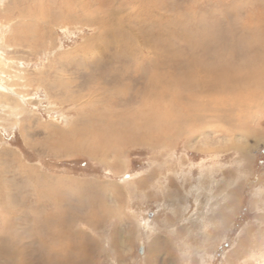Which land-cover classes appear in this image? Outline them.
I'll return each mask as SVG.
<instances>
[{"label":"rangeland","instance_id":"obj_1","mask_svg":"<svg viewBox=\"0 0 264 264\" xmlns=\"http://www.w3.org/2000/svg\"><path fill=\"white\" fill-rule=\"evenodd\" d=\"M244 18L264 0H0V264H264L256 79L164 136L69 149L109 145L98 130L144 108L156 61L237 59Z\"/></svg>","mask_w":264,"mask_h":264},{"label":"bare ground","instance_id":"obj_2","mask_svg":"<svg viewBox=\"0 0 264 264\" xmlns=\"http://www.w3.org/2000/svg\"><path fill=\"white\" fill-rule=\"evenodd\" d=\"M16 1L19 2V0H16ZM4 14H5V12H4ZM58 14L60 15V13H58ZM250 20L251 19L243 20L242 27L240 30L241 32L239 33V36L241 39V41H240L241 46H239L237 49H235L236 54H237V59H234L235 61L232 60V62L234 61L233 63L231 62V60H230V62L229 61H223V62L222 61H220V62L215 61L214 62L212 59H211L212 61L210 59L200 60L199 56H198L199 58L196 57L199 54H197V55L195 54L196 56H192V57L187 56L188 59L185 60L186 61L185 63L177 62L178 58L176 59L177 61H173L171 59L172 61L167 62L168 64L169 63L177 64L175 66V68L173 69V71L168 70L167 66L163 65L164 64L163 62L160 63V62L156 61L155 64L151 63L153 66L156 65L155 68L159 69L160 71H156L158 74L154 73L156 76H153L152 78H150L148 80V82L142 81V82H144L143 83L144 89H143L142 95H139V96L133 95V98L136 99V102H138L140 105L144 106V108L140 109V107L139 108L135 107V109L128 111L127 114H123V116L122 115L118 116V118L109 117L110 121L105 122V125L103 127H100V129L98 130L101 134L103 133L102 135L106 136L107 140H110L109 145L107 146L108 143L106 142V146L104 148H101V147H99V146H101L100 140L95 139L89 145L86 144V141H88V140H85V141H81L79 145L77 144L76 146H73V147L71 146V148H69V149H72L75 147L76 148L77 147H83V146H85L84 148H88V147H94L95 148V146H96V149L99 153L107 154L109 152L108 149L110 148L109 146H111V144L117 148V146H120L122 144H137L138 142L141 143L142 137H145V136L146 137L147 136L148 137L164 136L166 134V130H170L173 127H177L179 129L181 123H183L184 121H191L192 119L196 120L195 116H198V121H200L201 118L198 114H195V109L204 105L205 107L204 106H202V107L207 110V108H208L207 105L209 104L210 99L212 98V97L210 98V96L211 95L213 96L214 93L223 95V93L229 92L227 94L231 95V91H233V93L234 92L236 93L239 88L240 89H242V88L247 89L250 86L254 87L253 84H255V83H256L255 87L257 86L258 89H259V87L260 88L262 86L264 87V84L261 81L262 78H264L263 77L264 76V21H262V22L257 21L258 22L257 24H255V23L252 24V22H250ZM256 20H258V19H256ZM252 21H253V19H252ZM12 22H13V20H12ZM49 22H50V20H49ZM9 23H11V22H9ZM16 23H17V21H16ZM163 29H164V26H163ZM106 30H107V28H106ZM200 30H202V29L200 28ZM150 32L148 34H150ZM203 33H205V32H203ZM196 35H197V33H196ZM163 36H164V34H163ZM165 36H166V34H165ZM158 37H160V36H158ZM214 37L216 38V36H214ZM161 38L162 37H160V40H163ZM198 38H199V36H198ZM211 38H212V36H211ZM164 39H165V37H164ZM186 39H187V37H186ZM194 39H196V38H194ZM212 40H213V38H212ZM195 41H197V40H195ZM215 41L216 40H214V42ZM208 42H209V39H208ZM214 42L211 43L210 46H212V44H214ZM166 43L168 44V42H166ZM194 43L195 42H192V44H194ZM203 43L204 42H202V44ZM223 43H224V41H223ZM194 45H196L195 47L198 46V44H194ZM194 45H193V47H194ZM210 46L208 45V47H210ZM215 46H217V45H214V47ZM224 46H227V44H224ZM169 47L167 49H169ZM164 49H162V50L164 51ZM189 49H190V47H189ZM204 49H206V48L204 47ZM204 49L202 48L203 51H204ZM217 49L218 48H216V51H218ZM223 50H225V49L223 48ZM223 50H222V52H224ZM226 50H227V47H226ZM235 51H234V54H235ZM189 52H190V50H189ZM212 54H215V53H212ZM215 55H213V56L215 57V59H217ZM159 56H160V54H159ZM218 56H220V55L218 54ZM223 56L224 55H222V57ZM225 56H227V55H225ZM209 57H211V56H209ZM226 58H229V57L228 56L225 57V60H226ZM221 62H222V64H221ZM225 64H228L227 67ZM153 66H151L152 70H153ZM169 66H170V64H169ZM225 67L227 69H225ZM162 69L165 70L166 72L162 71ZM160 72H164V73L161 74ZM145 76H143L142 79H146ZM133 78H135V77H133ZM253 79H256V81H254L255 83L254 82L252 83ZM137 80H141V79H137ZM0 85H2L5 88V86L3 85L2 82H0ZM58 86H61V84L59 83ZM64 88H66V87H64ZM226 95L224 94V96H226ZM237 95H238V93L235 96H237ZM238 96H240V95H238ZM138 97L140 99H137ZM214 98H212V101ZM221 98H223V97L221 96L220 100H221ZM232 98L235 99V97H232ZM234 99H233V101H235ZM236 99L238 100L237 97H236ZM224 100L226 101L227 99H224ZM239 100H240V98H239ZM216 101H219V100H216ZM221 101H219V103H217V105H216L218 108L222 107L224 105V103L227 102V101L226 102H224V101L221 102ZM203 102L205 104H201ZM239 103H241V102H239ZM178 104L182 108L179 107ZM229 104L232 105L230 99H229V102L227 105L229 106ZM210 105H211V103H210ZM225 106H226V104H225ZM241 107H243V106H241ZM224 110H225V108H224ZM183 111H186L187 113L188 112L189 113L188 114L185 113L186 114L185 116H183V113H182V115H180L181 112H183ZM220 111H223V110H220ZM116 114H118V113H116ZM168 114H170V116H168ZM96 138H98V136ZM84 150L92 151L94 149L92 148V150H90L88 148V149H84ZM147 224H149V223H147ZM60 240H61L60 243L58 240V243L60 245L64 244L67 241V239H65V238H61ZM50 253H51V260H52L53 264H60L59 262L55 261V259L58 258L57 253H55L53 250ZM31 256H32V254H31ZM61 264H62V262H61Z\"/></svg>","mask_w":264,"mask_h":264},{"label":"crops","instance_id":"obj_3","mask_svg":"<svg viewBox=\"0 0 264 264\" xmlns=\"http://www.w3.org/2000/svg\"><path fill=\"white\" fill-rule=\"evenodd\" d=\"M213 221V219L211 220V219H204V221L203 222H208V223H211Z\"/></svg>","mask_w":264,"mask_h":264}]
</instances>
